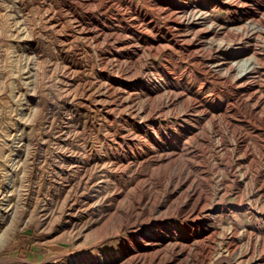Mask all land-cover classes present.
<instances>
[{
  "label": "rangeland",
  "instance_id": "374dc122",
  "mask_svg": "<svg viewBox=\"0 0 264 264\" xmlns=\"http://www.w3.org/2000/svg\"><path fill=\"white\" fill-rule=\"evenodd\" d=\"M1 234L0 264H264V0H0Z\"/></svg>",
  "mask_w": 264,
  "mask_h": 264
},
{
  "label": "bare ground",
  "instance_id": "6f19581e",
  "mask_svg": "<svg viewBox=\"0 0 264 264\" xmlns=\"http://www.w3.org/2000/svg\"><path fill=\"white\" fill-rule=\"evenodd\" d=\"M251 68H249L248 66H245L243 68L242 74H247L248 72H250ZM245 76V75H244ZM4 220V219H3ZM7 240L6 237H3L2 234L0 235V246Z\"/></svg>",
  "mask_w": 264,
  "mask_h": 264
}]
</instances>
